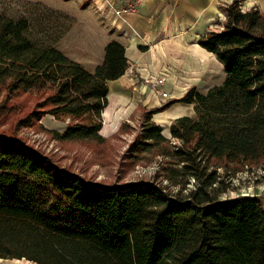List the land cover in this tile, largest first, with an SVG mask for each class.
Returning a JSON list of instances; mask_svg holds the SVG:
<instances>
[{
    "label": "trees",
    "instance_id": "obj_1",
    "mask_svg": "<svg viewBox=\"0 0 264 264\" xmlns=\"http://www.w3.org/2000/svg\"><path fill=\"white\" fill-rule=\"evenodd\" d=\"M239 5L228 8L222 30L199 42L225 66L223 84L205 95L191 88L178 101L194 104L196 114L173 122L170 140L147 117L131 149L133 160L162 157L157 177L167 186L90 183L0 136V260L264 264L261 203L221 200L239 168L264 171V12ZM49 14L70 20L48 8L35 19L0 12V90L43 98L48 110L31 114L24 127L48 114L70 120L53 133L57 141L101 143L109 84L129 70L126 49L109 43L102 64L86 70L55 48L66 32L48 23Z\"/></svg>",
    "mask_w": 264,
    "mask_h": 264
},
{
    "label": "rangeland",
    "instance_id": "obj_2",
    "mask_svg": "<svg viewBox=\"0 0 264 264\" xmlns=\"http://www.w3.org/2000/svg\"><path fill=\"white\" fill-rule=\"evenodd\" d=\"M234 2H239L242 10H249L248 7H244L241 0H234L231 4ZM231 4L228 5L227 1H220L219 11L208 25L207 30L210 32L222 30L226 20V12ZM51 6H58L66 13ZM138 6L136 7L137 12ZM46 8L55 13H62L70 19L68 21L52 14L46 17L49 18V24L52 25L57 22L60 32H66L59 39L55 48L91 72H94L95 68L102 64L105 58L103 55L105 44L108 41L110 43L116 40L120 41L116 28L119 25L104 26L103 21L117 20L119 17H123L124 13L132 12L127 10L129 7L127 9L114 8L107 0L101 8H98L99 14L96 12L95 15L78 11L74 4L66 0L65 2L61 0H0V12L16 18H43L42 15L45 14ZM109 13L111 15H108ZM131 34L134 35L135 32H131ZM209 57L210 59H206L204 64L211 69L213 57ZM164 68L155 73L148 69L141 71L139 68L131 67L128 73L130 84L125 88L128 92L127 104L118 108L114 106V109L108 110L107 119L103 118L104 129L101 132L103 138L101 143L94 141H57L53 133L65 132L70 120L57 121L48 114L41 121H34L31 127H24L21 122L29 118L31 114L48 110V108L45 110L41 108L43 98L32 94L11 96L2 89L0 90V136L19 140L31 150L33 149L43 157L49 158L60 170L77 174L90 183L93 182L109 188L149 183L167 186L169 183L163 176L157 177L163 161L162 157L148 153V155H142L138 160L131 158V149L135 143L139 142L147 117L153 115L151 123L159 127L164 125L167 132L166 129L169 124H163L162 118L171 116L172 113L183 107L181 106L183 104L178 101L182 100L191 88H194V83H198L199 88L197 89L203 93L205 87L207 90L209 87L222 85L226 75L218 66L212 71L205 67L202 72L195 70V68L187 73L176 68L174 70ZM209 72H212L211 75L213 76L210 77V83L208 82V85L203 87L202 85L206 84L205 79H203L204 73ZM161 76L165 79V85L169 84L167 81L171 78V84L175 86L178 84L181 88L180 90L174 88L175 97L171 98L168 95L165 85L161 87L162 90H159L165 92L167 97L158 95L159 90L153 87L151 77ZM193 79L196 81H192ZM182 93H185L182 97L177 95ZM109 118L115 119L116 125L112 126L113 128L110 127ZM173 122L175 121L170 122V127H172ZM166 132L163 133L165 137ZM166 138L170 140L171 136ZM172 145L175 146L174 142ZM239 169L236 177L231 180L232 188L222 195L221 200L255 198L264 208V171L256 166L250 171L245 170V168ZM173 191L177 192V190ZM3 262L0 263L33 264L26 260L20 262L6 260Z\"/></svg>",
    "mask_w": 264,
    "mask_h": 264
},
{
    "label": "crops",
    "instance_id": "obj_3",
    "mask_svg": "<svg viewBox=\"0 0 264 264\" xmlns=\"http://www.w3.org/2000/svg\"><path fill=\"white\" fill-rule=\"evenodd\" d=\"M65 2V0H61ZM74 4L78 11H84L85 13L95 15L98 8L103 6L105 0H66ZM114 8L127 9L129 5L139 2L138 12H126L123 17H119L117 20H106L104 26H117V33L119 34L120 41L125 49L127 58L129 61L128 72L115 82H110V93L108 95L109 105L104 111V117L107 119L108 110L125 106L128 101L127 88L130 84L128 80V73L131 67L141 69V71L148 69L152 72H159L162 68L174 70L175 68L180 71L189 72L191 69H195L199 72L204 71L205 60H209L213 57L212 67L209 69L212 71L217 66L225 74V66L217 59L213 54L207 52L199 45L200 40L207 33L208 25L219 11L220 1H227L228 5L234 0H107ZM244 7H248L249 10L261 9L264 11V0H241ZM242 4V3H241ZM50 6V5H49ZM52 7V6H51ZM243 7V6H242ZM58 9V11L65 12L60 7H52ZM244 11V10H243ZM248 11V10H247ZM246 12V11H244ZM66 13V12H65ZM97 14H99L97 12ZM108 15H111L109 13ZM97 20V18L95 17ZM210 20V21H209ZM210 32L209 30H207ZM131 32H135L134 35ZM115 41V42H116ZM112 42V41H111ZM110 43L108 41L103 47V55L106 46ZM105 56V55H104ZM198 57L200 58L198 60ZM196 58V60H195ZM93 72V71H92ZM212 72L204 73L203 79L206 84L210 83V77ZM210 75V76H209ZM171 80V78H170ZM166 84V91L171 98L175 97L176 90H180L178 84L172 85L170 82ZM196 81V80H192ZM201 85V84H199ZM194 88L197 92L205 95L208 93L206 87L204 92H200L198 83H194ZM211 86V84H209ZM200 87V88H203ZM207 91V92H206ZM173 92V94H171ZM185 93L177 94L183 96ZM177 112L172 113L171 116L163 117V124H169L167 132L164 125H161L163 133L166 137L171 136L170 129L171 121H176L183 117H194L196 112L194 110V104H184ZM110 127L116 125L114 118H109ZM113 128V127H112ZM165 131V132H164ZM16 261V260H11ZM0 262H3L0 260ZM20 262V261H16ZM4 263V262H3ZM1 264V263H0Z\"/></svg>",
    "mask_w": 264,
    "mask_h": 264
},
{
    "label": "built area",
    "instance_id": "obj_4",
    "mask_svg": "<svg viewBox=\"0 0 264 264\" xmlns=\"http://www.w3.org/2000/svg\"><path fill=\"white\" fill-rule=\"evenodd\" d=\"M137 6H138V2L134 3V4H131L127 10L132 11V12H137V9H136ZM151 78H152L151 82L153 84V87L158 89V90L161 89V87H163L165 85V83H166L163 76H161V77H151ZM158 95L167 97L166 96L167 94L165 92H163V91H160V90L158 91Z\"/></svg>",
    "mask_w": 264,
    "mask_h": 264
}]
</instances>
